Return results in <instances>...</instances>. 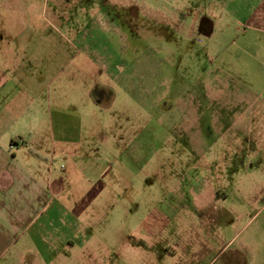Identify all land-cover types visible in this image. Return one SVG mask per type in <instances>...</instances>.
<instances>
[{"label": "rangeland", "instance_id": "rangeland-1", "mask_svg": "<svg viewBox=\"0 0 264 264\" xmlns=\"http://www.w3.org/2000/svg\"><path fill=\"white\" fill-rule=\"evenodd\" d=\"M263 15L264 0H0V144L62 179L64 264H264ZM84 175L94 196L70 214Z\"/></svg>", "mask_w": 264, "mask_h": 264}, {"label": "crops", "instance_id": "crops-1", "mask_svg": "<svg viewBox=\"0 0 264 264\" xmlns=\"http://www.w3.org/2000/svg\"><path fill=\"white\" fill-rule=\"evenodd\" d=\"M200 26L199 32L205 36L213 33L212 22L204 19ZM1 70L7 71V69ZM0 86H3V83H0ZM0 95L2 96L0 98L1 115V110H4L12 100L7 98L3 92ZM101 101H104V97ZM110 102L109 100L105 103ZM11 111L15 112V109ZM201 133L190 132L189 143L200 145ZM32 136L28 133L27 137ZM50 138L52 139L51 145H55L56 138L52 133H50ZM15 142V139L10 138L8 146L0 144V264H64L67 256L62 255L66 249L74 247L76 241L72 234L77 231V228H70L67 224L64 235L54 228V218L61 213L60 209H58L59 213H56L58 211L56 206L62 205L60 201L64 197L62 179L57 176L52 177L49 168L48 171L45 170L48 160L37 155L38 153L29 154V152L27 154L24 148L17 150ZM24 150L26 152H23ZM59 150L62 153L64 151L63 147ZM51 153H55L54 149L45 148V154L51 155ZM26 154L27 156L21 160ZM24 161L26 166L29 165L34 169L35 174L28 170ZM41 165H43L42 168ZM86 165L87 169H90L91 164ZM83 178H86L88 184L91 182L88 175H84ZM95 183H90L88 190L77 197L70 214H73L74 210L82 212V202L94 196L90 192L94 189ZM68 198H71V192ZM90 214H92L91 211ZM89 228L94 230L93 226ZM67 233L72 236H68Z\"/></svg>", "mask_w": 264, "mask_h": 264}]
</instances>
